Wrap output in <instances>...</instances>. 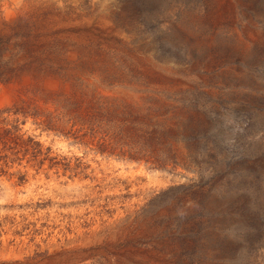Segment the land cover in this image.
Returning a JSON list of instances; mask_svg holds the SVG:
<instances>
[{
    "label": "rangeland",
    "instance_id": "374dc122",
    "mask_svg": "<svg viewBox=\"0 0 264 264\" xmlns=\"http://www.w3.org/2000/svg\"><path fill=\"white\" fill-rule=\"evenodd\" d=\"M0 264H264V0H0Z\"/></svg>",
    "mask_w": 264,
    "mask_h": 264
}]
</instances>
